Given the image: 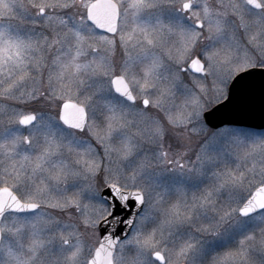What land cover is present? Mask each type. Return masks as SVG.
Here are the masks:
<instances>
[{
	"label": "rangeland",
	"instance_id": "374dc122",
	"mask_svg": "<svg viewBox=\"0 0 264 264\" xmlns=\"http://www.w3.org/2000/svg\"><path fill=\"white\" fill-rule=\"evenodd\" d=\"M91 1L0 0V187L38 205L3 215L0 264H86L107 184L144 199L113 264H161L155 251L162 264H264V210L238 215L264 183V129L202 118L237 72L264 67V0L185 12L190 0H113V35L85 20ZM194 57L203 75L186 68ZM115 75L134 104L113 93ZM64 100L84 107L81 132L59 122Z\"/></svg>",
	"mask_w": 264,
	"mask_h": 264
},
{
	"label": "water",
	"instance_id": "95a60500",
	"mask_svg": "<svg viewBox=\"0 0 264 264\" xmlns=\"http://www.w3.org/2000/svg\"><path fill=\"white\" fill-rule=\"evenodd\" d=\"M254 9H259L257 0H244ZM188 3H183L187 9ZM118 6L113 0H93L87 8V20L97 30L113 35L117 29ZM197 26L201 23L197 22ZM186 68L193 74L203 75L204 64L199 58H192ZM112 91L129 103L135 98L124 78L115 75L110 81ZM145 106L147 100L143 99ZM204 123L211 129L222 126H237L255 130L264 129V67L252 66L236 73L230 80L223 100L202 113ZM59 121L67 128L81 132L87 120L84 107L74 101L60 104ZM35 121V115L26 114L18 123L28 127ZM100 197L108 205V214L97 223L98 242L86 264H113L117 243L129 233L137 214L143 206V194L136 189H123L107 184L100 190ZM35 203L22 202L8 187H0V221L5 213H26L36 210ZM264 210V183L257 186L238 209L241 217H248ZM1 239V231H0ZM152 257L159 263L163 255L155 251ZM182 264V263H181Z\"/></svg>",
	"mask_w": 264,
	"mask_h": 264
},
{
	"label": "flooded vegetation",
	"instance_id": "af4514ba",
	"mask_svg": "<svg viewBox=\"0 0 264 264\" xmlns=\"http://www.w3.org/2000/svg\"><path fill=\"white\" fill-rule=\"evenodd\" d=\"M92 1H93V0H92ZM92 1H91V2H92ZM193 1H194V0H190V1H185V2H183V3H188V6H187V9H184V8H183V3H182V4H181L182 12L187 11V10L189 9V7H190V5H191V3H192ZM257 1H258V0H257ZM91 2H89V3L85 6V8H84L85 20H86L87 22H88V20H87V8H88V5H89ZM244 2H245V1H244ZM258 2H259V1H258ZM245 4H246V3H245ZM259 4H260V2H259ZM246 5H247L250 9H252V10H260V9H261V4H260V8H259V9H254V8H252L251 6H249L248 4H246ZM117 6H118V5H117ZM178 10H179V9H178ZM42 12H43V10L40 9V10H39V13H42ZM197 22H199V21H197ZM197 22H196V23H197ZM88 23H89V22H88ZM196 23H195V25H196ZM199 23H201V22H199ZM91 26L94 27L92 24H91ZM196 26H197V25H196ZM200 26H201V25H200ZM200 26H197V27H200ZM96 30H97V29H96ZM196 58H197V57H196ZM203 64H204V63H203ZM251 67H252V66H251ZM248 68H249V67H248ZM184 69H185V68H182V70H184ZM245 69H247V68H245ZM243 70H244V69H243ZM241 71H242V70H241ZM231 79H232V78H231ZM231 79H230V80H231ZM229 82H230V81H229ZM229 82H228V84H229ZM228 84H227V87H228ZM227 87H226V93H227ZM132 94H133V93H132ZM133 96H134V95H133ZM225 96H226V95H225ZM134 98H135V96H134ZM135 102H136V99H135ZM135 102H134V103H135ZM141 102H142V101H141ZM134 103H130V104H134ZM59 106H60V105H59ZM35 111H36V108H31L30 112H28L27 114H33V115H35ZM58 111H59V108H58ZM35 116H36V115H35ZM250 194H251V193H250ZM248 197H249V196H248ZM248 197H247V198H248ZM247 198H246V199H247ZM246 199H245V200H246ZM245 200H244V201H245ZM244 201H243V202H244ZM243 202H242V204H243ZM242 204H241V205H242ZM241 205H240V206H241ZM240 206H239V207H240ZM238 209H239V208H238ZM260 212H261V211H260ZM258 213H259V212H258ZM256 214H257V213H256ZM238 215H239V214H238ZM254 215H255V214H254ZM251 216H253V215H250V216H248V217H251ZM239 217H240V218H243V219L248 218V217H241V216H239ZM118 244H119V242L117 243V245H118ZM117 245H116V247H117ZM116 247H115V249H116ZM93 250H94V249H93ZM92 252H93V251H92ZM114 252H115V250H114ZM91 254H92V253H91ZM113 255H114V254H113ZM90 256H91V255H90ZM90 256H89V257H90ZM89 257H88V258H89ZM21 258H23V257H21ZM87 260H88V259H87ZM86 263H87V261H86ZM113 263H114V261H113ZM180 264H181V263H180Z\"/></svg>",
	"mask_w": 264,
	"mask_h": 264
}]
</instances>
